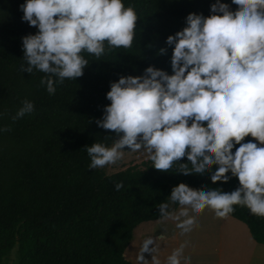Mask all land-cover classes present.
Instances as JSON below:
<instances>
[{
  "label": "clouds",
  "instance_id": "9594fccd",
  "mask_svg": "<svg viewBox=\"0 0 264 264\" xmlns=\"http://www.w3.org/2000/svg\"><path fill=\"white\" fill-rule=\"evenodd\" d=\"M231 4L235 11L215 0L207 17L190 13L186 26L167 37L172 74L149 66L143 75L112 82L106 94L110 105L94 122L116 138L105 137L110 146L95 142L84 149L90 169L116 164L125 151L143 150L160 172L175 165L185 176L211 173L213 184L236 178L239 186L231 192L185 183L173 187L156 207L160 219L176 221L181 235L194 230L205 209L226 218L239 205L264 217V0ZM20 11L22 21L38 31L22 38L25 63L19 70L44 73L40 84L50 95L66 79L84 75L85 53L100 60L116 49H130L139 20L123 0H25ZM166 53L161 48L158 55ZM21 103L13 122L34 111L31 101ZM185 157L188 163H181ZM123 187V182L115 185L117 191ZM156 239L164 236L144 240L142 262L149 253L151 264H160ZM185 246L173 250L166 264H190Z\"/></svg>",
  "mask_w": 264,
  "mask_h": 264
},
{
  "label": "trees",
  "instance_id": "16d2710c",
  "mask_svg": "<svg viewBox=\"0 0 264 264\" xmlns=\"http://www.w3.org/2000/svg\"><path fill=\"white\" fill-rule=\"evenodd\" d=\"M221 2L236 10L231 0ZM24 3L0 0V129L10 128L0 131V264L12 249L16 264H129L123 256L132 230L160 219L156 206L173 187L185 183L231 192L239 186L236 178L213 184L211 173L177 174L175 165L160 172L150 159L140 168L104 175L89 168L84 150L95 142L110 146L105 137L116 138L94 122L110 105V84L121 76L143 75L149 66L172 74L167 37L186 26L190 13L207 17L215 0H123L139 17L132 47L100 60L85 53L89 65L84 75L66 79L54 95L40 84L44 73L19 70L25 63L22 38L38 31L22 21ZM161 48L167 49L165 55H158ZM25 99L34 111L13 122ZM180 162L188 163L186 157ZM118 182L124 184L120 191ZM234 209L228 218L264 247V217L244 206Z\"/></svg>",
  "mask_w": 264,
  "mask_h": 264
},
{
  "label": "crops",
  "instance_id": "0c3cea01",
  "mask_svg": "<svg viewBox=\"0 0 264 264\" xmlns=\"http://www.w3.org/2000/svg\"><path fill=\"white\" fill-rule=\"evenodd\" d=\"M160 220L162 219L156 221ZM197 221L196 228H200L201 231L194 236L179 235L175 229L167 238L164 236V240L174 241L170 250L160 256L168 257L173 250L185 244L184 256L190 257V264L194 259L199 260V264H264V253L259 247L261 245L251 240L243 225L229 228L226 224L233 223H228L225 218L216 217L210 209L198 214Z\"/></svg>",
  "mask_w": 264,
  "mask_h": 264
},
{
  "label": "rangeland",
  "instance_id": "374dc122",
  "mask_svg": "<svg viewBox=\"0 0 264 264\" xmlns=\"http://www.w3.org/2000/svg\"><path fill=\"white\" fill-rule=\"evenodd\" d=\"M148 159L149 158L147 153L143 150L136 152L125 151L122 160L118 161L116 164L107 165L103 168H98V169L102 171L104 175H110L131 166H136L140 168L141 163L147 161ZM225 219L226 221H228V223H233L232 225L226 224L229 228L232 226L243 227L242 224L234 220H231L230 218H225ZM173 223L175 225V221L169 219V220H160V222L153 221V222H144L138 224L132 230L130 242L124 251V256H123L124 259L129 264H151L152 256L149 253L144 254V259L147 261L142 262L139 259L141 255V246L144 240L148 238L155 239L160 235H163L167 238L174 231V229L176 230L177 234L181 235L180 230L176 228V226L174 227ZM200 231H201L200 228L195 227L194 230L188 234L194 236L195 233ZM173 241H174L173 239H169V240L156 239V243L154 246L157 248V251L154 255L160 261V264H166L167 257H161L160 254H164L168 250H170V246L172 245ZM259 247L261 251H263L264 253V247L263 246H259ZM2 264H16V255L14 249L10 251L7 258L4 260ZM192 264H199V260L194 259V261H192Z\"/></svg>",
  "mask_w": 264,
  "mask_h": 264
}]
</instances>
